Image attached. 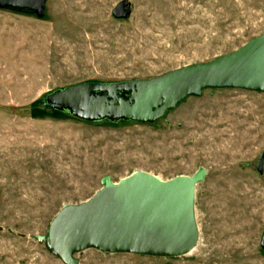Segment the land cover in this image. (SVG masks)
<instances>
[{
  "label": "rangeland",
  "instance_id": "rangeland-1",
  "mask_svg": "<svg viewBox=\"0 0 264 264\" xmlns=\"http://www.w3.org/2000/svg\"><path fill=\"white\" fill-rule=\"evenodd\" d=\"M48 0L45 16L0 8V264H64L35 236L110 176H191L197 245L175 258L76 253L78 264H264V93L207 88L155 123L87 121L46 96L150 79L233 52L264 33V0Z\"/></svg>",
  "mask_w": 264,
  "mask_h": 264
},
{
  "label": "water",
  "instance_id": "water-1",
  "mask_svg": "<svg viewBox=\"0 0 264 264\" xmlns=\"http://www.w3.org/2000/svg\"><path fill=\"white\" fill-rule=\"evenodd\" d=\"M48 0H0L1 9L45 16ZM117 19L131 15L123 0L113 10ZM207 88H240L264 93V33L239 49L208 62L185 66L164 75L115 84H78L45 98L52 109L87 120L155 123L189 96ZM264 173V152L257 163ZM207 170L162 180L139 171L118 182L105 176L88 200L68 204L51 221L44 236H35L64 264H78L77 252H101L175 258L197 245L196 186ZM264 249V233L261 239Z\"/></svg>",
  "mask_w": 264,
  "mask_h": 264
},
{
  "label": "trees",
  "instance_id": "trees-1",
  "mask_svg": "<svg viewBox=\"0 0 264 264\" xmlns=\"http://www.w3.org/2000/svg\"><path fill=\"white\" fill-rule=\"evenodd\" d=\"M44 103L46 104L45 100H44Z\"/></svg>",
  "mask_w": 264,
  "mask_h": 264
}]
</instances>
